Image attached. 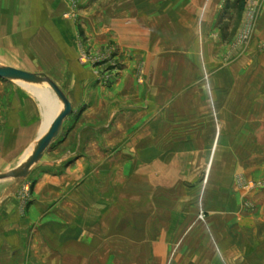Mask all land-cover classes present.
<instances>
[{
    "label": "rangeland",
    "instance_id": "obj_1",
    "mask_svg": "<svg viewBox=\"0 0 264 264\" xmlns=\"http://www.w3.org/2000/svg\"><path fill=\"white\" fill-rule=\"evenodd\" d=\"M65 2L77 110L0 181V264H264V0Z\"/></svg>",
    "mask_w": 264,
    "mask_h": 264
},
{
    "label": "crops",
    "instance_id": "obj_2",
    "mask_svg": "<svg viewBox=\"0 0 264 264\" xmlns=\"http://www.w3.org/2000/svg\"><path fill=\"white\" fill-rule=\"evenodd\" d=\"M66 5L68 3L65 0H0V66H11L35 73L42 71L69 94L71 82L67 83V88L62 81L68 64V51L62 43L69 31V21L63 18ZM69 76L68 73L65 78ZM14 82L15 80L0 79V117L5 120L0 130L2 159L26 149L32 142H38V138L43 136L55 115L59 113H55L50 96L42 97L40 92V96L36 93L32 95L35 92L33 90H42V85L20 81L26 85V89L4 86ZM81 82L84 83L83 78L77 75L71 88L77 89ZM53 95L56 98L55 93ZM69 99L74 110H77V102L71 97ZM262 125L264 140V123ZM54 143L55 140L52 146ZM34 170L33 168L31 174Z\"/></svg>",
    "mask_w": 264,
    "mask_h": 264
},
{
    "label": "water",
    "instance_id": "obj_3",
    "mask_svg": "<svg viewBox=\"0 0 264 264\" xmlns=\"http://www.w3.org/2000/svg\"><path fill=\"white\" fill-rule=\"evenodd\" d=\"M0 79L18 80L37 85L48 84L56 97L63 104V108L54 117L46 132L24 160L17 167L7 172L0 173V181L24 179L31 174L34 165L43 158L46 151L51 148L54 140L59 137L64 122L74 111V106L63 89L52 78L45 74L30 72L11 66H0Z\"/></svg>",
    "mask_w": 264,
    "mask_h": 264
},
{
    "label": "trees",
    "instance_id": "obj_4",
    "mask_svg": "<svg viewBox=\"0 0 264 264\" xmlns=\"http://www.w3.org/2000/svg\"><path fill=\"white\" fill-rule=\"evenodd\" d=\"M241 1V7H244V5H245V0H240Z\"/></svg>",
    "mask_w": 264,
    "mask_h": 264
},
{
    "label": "bare ground",
    "instance_id": "obj_5",
    "mask_svg": "<svg viewBox=\"0 0 264 264\" xmlns=\"http://www.w3.org/2000/svg\"><path fill=\"white\" fill-rule=\"evenodd\" d=\"M57 114H58V113H57ZM57 114H56V115H57ZM56 115H55V116H56ZM53 119H54V118H53ZM196 138H197V137H196ZM153 150H154V149H153ZM30 152H31V151H30ZM30 152H29V153H30Z\"/></svg>",
    "mask_w": 264,
    "mask_h": 264
}]
</instances>
